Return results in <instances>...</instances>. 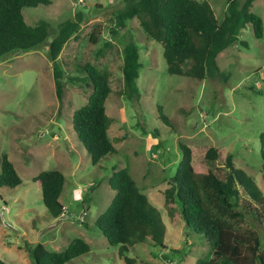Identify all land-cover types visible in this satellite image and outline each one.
<instances>
[{"label": "rangeland", "instance_id": "1", "mask_svg": "<svg viewBox=\"0 0 264 264\" xmlns=\"http://www.w3.org/2000/svg\"><path fill=\"white\" fill-rule=\"evenodd\" d=\"M206 1L221 19L225 0ZM122 6L121 0H49L21 8L30 25L46 20L49 34L32 49L0 57V154L7 155L21 179L14 187L0 185V260L6 264H33L26 243L58 250L76 236L89 251L65 264H124L117 245H110L94 224L113 195L108 185L112 167L126 169L164 225V247L149 237L129 246L126 254L136 257L134 264H194L197 257L210 256L211 247L181 219L178 204H170L171 217L163 202L167 179L180 159L179 143L190 148L196 166H214L203 152L210 145L221 147L264 194L258 152V133L264 130V0H253L250 7L261 17L262 35L255 37L249 26L242 28L238 40L246 45L237 41L223 48L216 56L221 74L203 79L168 73L161 44L145 36L136 18L116 28L115 14ZM77 12L79 26L58 54L64 74L59 100L47 45L57 23ZM92 29L94 41L89 40ZM128 41L136 43L139 53L136 102L122 92V47ZM83 62L106 70L111 88L104 106L115 151L95 164L69 120L89 92L83 81L67 79L80 76L72 65ZM156 105L167 116L165 122L158 118ZM50 168L64 177L59 194L63 211L56 217L46 211L39 185L31 180ZM241 224L259 234L264 251V222L245 219Z\"/></svg>", "mask_w": 264, "mask_h": 264}, {"label": "trees", "instance_id": "2", "mask_svg": "<svg viewBox=\"0 0 264 264\" xmlns=\"http://www.w3.org/2000/svg\"><path fill=\"white\" fill-rule=\"evenodd\" d=\"M123 6L115 14L116 28L125 21L136 18L146 37L161 44L166 71L203 79L221 74L216 56L226 46L238 40L239 32L249 26L255 37L263 32L261 17L250 10L253 0H225V11L217 19L206 0H121ZM49 0H0V57L13 50H28L39 44L48 34L49 25L38 19L30 25L25 22L21 8L47 4ZM81 21L79 12L57 23L47 45L54 92L62 97L63 68L59 51ZM113 32L114 29H111ZM95 40V30L89 34ZM104 46L108 42H104ZM138 47L128 41L122 47V85L125 98L136 102L139 91L135 84L140 62ZM80 76H67L68 80H81L89 88L86 100L73 110L71 129L89 155L92 164L115 151L107 135L111 117L106 114L104 101L110 92L108 72L89 62L72 65ZM158 118L165 122L167 116L156 105ZM261 179L264 183V130L258 133ZM180 159L168 186L164 188V204L169 216L177 203L180 217L194 232L200 233L211 247L210 256L197 257L194 264H264V251L259 234L250 227H242L247 219L264 222V194L240 167L235 166L230 153L221 147L208 146L203 152L206 161L191 163L190 148L179 143ZM38 183L40 199L53 217L60 215L63 206L58 199L64 177L55 168L41 169L32 177ZM21 182L12 162L5 153L0 154V185L14 187ZM108 185L114 191L104 210L94 219L110 245H117L124 264H134L135 256L126 253L133 243L150 241L164 247V225L155 206L147 199L124 167L111 168ZM85 199L83 198V201ZM33 264H65L74 257L89 251L81 237L71 238L58 250L47 249L40 242L25 244ZM0 264H6L0 260Z\"/></svg>", "mask_w": 264, "mask_h": 264}, {"label": "crops", "instance_id": "3", "mask_svg": "<svg viewBox=\"0 0 264 264\" xmlns=\"http://www.w3.org/2000/svg\"><path fill=\"white\" fill-rule=\"evenodd\" d=\"M111 189V188H110ZM113 191V190H112ZM114 192V191H113ZM77 194H78V192L75 194V197H77ZM58 199H59V196H58ZM60 201V200H59ZM62 214V213H61Z\"/></svg>", "mask_w": 264, "mask_h": 264}]
</instances>
